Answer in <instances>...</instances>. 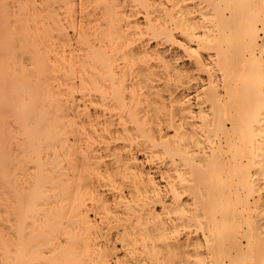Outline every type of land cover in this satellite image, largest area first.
I'll list each match as a JSON object with an SVG mask.
<instances>
[{
	"label": "bare ground",
	"instance_id": "1",
	"mask_svg": "<svg viewBox=\"0 0 264 264\" xmlns=\"http://www.w3.org/2000/svg\"><path fill=\"white\" fill-rule=\"evenodd\" d=\"M0 264H264V0H0Z\"/></svg>",
	"mask_w": 264,
	"mask_h": 264
},
{
	"label": "rangeland",
	"instance_id": "2",
	"mask_svg": "<svg viewBox=\"0 0 264 264\" xmlns=\"http://www.w3.org/2000/svg\"><path fill=\"white\" fill-rule=\"evenodd\" d=\"M202 77V78H201ZM206 76H205V74H200V80H204V81H201V82H204L203 84H205V80H206V78H205ZM205 78V79H204Z\"/></svg>",
	"mask_w": 264,
	"mask_h": 264
}]
</instances>
